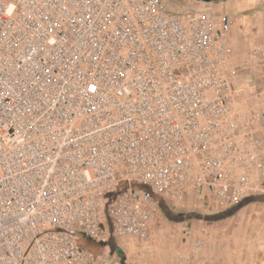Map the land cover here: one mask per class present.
Returning <instances> with one entry per match:
<instances>
[{
  "label": "built area",
  "instance_id": "1",
  "mask_svg": "<svg viewBox=\"0 0 264 264\" xmlns=\"http://www.w3.org/2000/svg\"><path fill=\"white\" fill-rule=\"evenodd\" d=\"M168 1L0 0V264H144L109 240H147L158 198L257 191L264 89L235 109V20Z\"/></svg>",
  "mask_w": 264,
  "mask_h": 264
},
{
  "label": "rangeland",
  "instance_id": "2",
  "mask_svg": "<svg viewBox=\"0 0 264 264\" xmlns=\"http://www.w3.org/2000/svg\"><path fill=\"white\" fill-rule=\"evenodd\" d=\"M238 1L169 0L167 8L180 12L186 6L212 11L215 17L225 13L234 18L229 34L233 47L229 66L237 70L232 80L234 107L250 111L258 106L256 91L264 89V65L249 56L251 45L264 39V0H240L247 2L245 9L239 8ZM259 136L264 143V128ZM158 199L160 210L147 240L112 238L109 244L125 248L130 259L144 252V264H264V180L257 181V191L227 209L208 201L177 206ZM200 239H205V244L196 248ZM87 247L101 251L91 244Z\"/></svg>",
  "mask_w": 264,
  "mask_h": 264
},
{
  "label": "water",
  "instance_id": "3",
  "mask_svg": "<svg viewBox=\"0 0 264 264\" xmlns=\"http://www.w3.org/2000/svg\"><path fill=\"white\" fill-rule=\"evenodd\" d=\"M193 1H198V2H205V3H211V2H218V1H223V0H193ZM116 251L120 253V249L117 248Z\"/></svg>",
  "mask_w": 264,
  "mask_h": 264
},
{
  "label": "crops",
  "instance_id": "4",
  "mask_svg": "<svg viewBox=\"0 0 264 264\" xmlns=\"http://www.w3.org/2000/svg\"><path fill=\"white\" fill-rule=\"evenodd\" d=\"M247 2H242V3H240V0L238 1V4H239V8L240 9H245V8H247L248 6V4H246ZM249 3V2H248Z\"/></svg>",
  "mask_w": 264,
  "mask_h": 264
}]
</instances>
